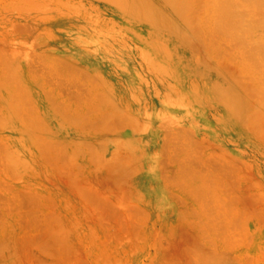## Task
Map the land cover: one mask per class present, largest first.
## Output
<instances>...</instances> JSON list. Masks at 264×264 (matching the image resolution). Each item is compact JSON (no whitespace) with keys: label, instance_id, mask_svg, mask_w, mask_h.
Masks as SVG:
<instances>
[{"label":"rangeland","instance_id":"374dc122","mask_svg":"<svg viewBox=\"0 0 264 264\" xmlns=\"http://www.w3.org/2000/svg\"><path fill=\"white\" fill-rule=\"evenodd\" d=\"M0 264H264V0H0Z\"/></svg>","mask_w":264,"mask_h":264}]
</instances>
